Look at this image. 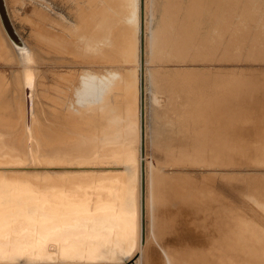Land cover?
Segmentation results:
<instances>
[{
    "label": "bare ground",
    "instance_id": "bare-ground-1",
    "mask_svg": "<svg viewBox=\"0 0 264 264\" xmlns=\"http://www.w3.org/2000/svg\"><path fill=\"white\" fill-rule=\"evenodd\" d=\"M71 1L83 14L95 11L91 38L48 27L43 34L52 49L28 41L17 46L0 23V65L18 67L0 71V264H130L137 254L136 264H264V183L258 202L246 207L255 215H238L203 183L144 167L142 0L141 9L140 0ZM192 7L201 18V0ZM65 25L76 29L75 23ZM159 33L152 40L160 41ZM47 62L79 68L56 71L47 81L38 67ZM242 99L248 101L218 96L197 122H231L236 134L251 138L229 148L241 149L242 161L264 165V117L238 107ZM215 158L207 160L216 164ZM184 160L206 161L196 153ZM144 169L148 208L156 197L163 201L145 250ZM51 247L55 256L41 255Z\"/></svg>",
    "mask_w": 264,
    "mask_h": 264
},
{
    "label": "rangeland",
    "instance_id": "rangeland-1",
    "mask_svg": "<svg viewBox=\"0 0 264 264\" xmlns=\"http://www.w3.org/2000/svg\"><path fill=\"white\" fill-rule=\"evenodd\" d=\"M7 1L10 10V14L8 12L10 22L22 43L28 41V43H33L40 48L52 49L54 45L43 34L44 31L48 32V27L59 28L79 38L87 35L89 39L94 34L93 23L95 16L93 12L95 11L92 10L93 8H86L87 14H83L71 0ZM194 1L142 0V43H144V58H142L144 73V84L142 83V86H144L143 136L144 154L147 157L144 160V167L145 163H149L153 169L161 173L184 175L192 180L194 179V181L196 180L197 183L201 182L212 189L224 204H228V207L232 210L238 211L237 214L255 215V212H248L246 207L258 202V189H261L262 183H264V167H262L264 165L260 164V162L250 163L249 161H242L240 159L241 149H230L231 147H239L234 142L245 138L238 142L246 143L251 136L245 133L243 135L239 131L237 135L235 132L237 129L232 127L231 122V126L220 123L219 127L218 124L213 126L211 123H206V121L203 122L204 124H199L197 119L200 116L203 120V117L207 116L205 110H209V104L213 103L215 98L228 94L231 95V101L234 102L236 101V95L238 97L244 96V99L247 98L248 101L240 100L238 107L249 109L247 112L249 114L257 111L255 113L262 114L264 117V111L261 112L260 109L253 107V104H260V102L261 105H256L260 108H262V105L264 106V0H201L203 10L201 18L193 13L192 6ZM226 13L230 15L228 16ZM244 13L247 14L244 16ZM251 18L252 21L250 20ZM29 19L34 22V25L30 24ZM242 19L243 21L241 22ZM62 21L67 25L75 23L76 29H71ZM258 22L260 25H258ZM238 23L246 25L243 26L241 24L242 27ZM192 25H194V28ZM245 27L246 30H244ZM190 28L195 31L193 29L191 31ZM157 32H160L158 35L159 38L161 37L160 41L159 39L152 40V37L156 36ZM163 32L164 36L161 35ZM182 40L185 45L181 42ZM176 46L177 49L175 48ZM181 47L183 48L182 50ZM163 48L164 50H162ZM53 56L50 55V58ZM72 66L69 63L54 64L47 62L38 64L39 69L46 73L47 81L51 80L52 73L56 71L67 70V68L76 70L79 68ZM0 68V71L5 72V74H10L11 71L18 69L16 65L9 67L0 65ZM139 76L141 86V70L139 71ZM235 83L247 85L243 88L231 87ZM41 102L44 106L45 103ZM205 103L208 104V106L206 104L208 108L204 106ZM258 114L255 115L257 116ZM222 126H225L226 128H224L228 131ZM229 129L233 130L230 131ZM210 132L214 133L212 134L213 136ZM212 138L215 140H212ZM231 138L235 140H231ZM224 140H226L228 146L226 144L225 146L222 145V143H225ZM221 141L223 142L221 143ZM228 141L231 145H229ZM220 143L221 146H224L222 147L223 150ZM212 148H215L214 151H212ZM228 148L233 154L230 150V153H228ZM215 150H217V153H215ZM195 153L196 158L200 157V159L203 158L206 161L194 164L184 160L185 156L188 158ZM176 154L179 157L183 155V160ZM215 154H223L222 157L225 158L221 159L220 156ZM228 154L232 155V159H228V156H230ZM213 156L214 159H216L215 157L217 159L220 157L219 161L217 160L220 163L217 162V165L213 163ZM207 159H212L210 161L216 165V167L211 165L214 167V171L203 172L204 169L202 168L211 167V162ZM194 165L199 168L198 173L189 172L193 170H190L189 167H194ZM254 165H257V167ZM221 168L223 169L221 170ZM146 179L147 176L144 169V250L150 234L156 233V223L154 221V224H152V218L156 220V217L159 216L158 212L163 202L160 197H156L152 210L148 208ZM154 193L156 194V190ZM138 258L139 254H137L132 263L136 264L135 261ZM145 258L147 259V257Z\"/></svg>",
    "mask_w": 264,
    "mask_h": 264
},
{
    "label": "water",
    "instance_id": "water-1",
    "mask_svg": "<svg viewBox=\"0 0 264 264\" xmlns=\"http://www.w3.org/2000/svg\"><path fill=\"white\" fill-rule=\"evenodd\" d=\"M0 22L2 24V27L6 33V35L8 36L9 40L12 42V44L20 46L22 45V42L20 40V38L18 37V35L16 34V32L14 31V28L10 22V18L8 16V12L6 9V5H5V1L4 0H0ZM56 251L53 247H51L49 249L48 254H43L41 253V255H56ZM132 260V259H131ZM130 260V261H131ZM130 264H135V263H130Z\"/></svg>",
    "mask_w": 264,
    "mask_h": 264
},
{
    "label": "snow or ice",
    "instance_id": "snow-or-ice-1",
    "mask_svg": "<svg viewBox=\"0 0 264 264\" xmlns=\"http://www.w3.org/2000/svg\"><path fill=\"white\" fill-rule=\"evenodd\" d=\"M0 259H2V256H0Z\"/></svg>",
    "mask_w": 264,
    "mask_h": 264
}]
</instances>
